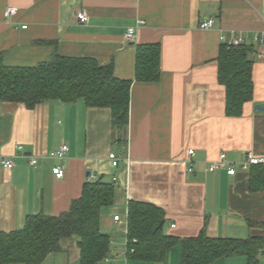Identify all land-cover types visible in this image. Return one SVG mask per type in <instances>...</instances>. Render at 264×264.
Masks as SVG:
<instances>
[{
  "label": "crops",
  "instance_id": "1",
  "mask_svg": "<svg viewBox=\"0 0 264 264\" xmlns=\"http://www.w3.org/2000/svg\"><path fill=\"white\" fill-rule=\"evenodd\" d=\"M7 7L18 10L11 20L4 17ZM81 12L88 23L78 19ZM207 19L214 26L203 30ZM138 20L146 24L128 42L125 35ZM256 35H264V0H0L6 66L35 67L58 54L113 64L116 78L133 81L129 124L120 132L113 130L109 109L82 101H49L34 109L0 102V153L14 163L10 170L0 167V230H21L31 215L59 216L81 197L85 183L102 179L115 184V193L113 205L100 212L101 233L111 238L110 255L100 264H182L181 240L197 237L205 222L211 239L264 237V228L256 226L264 224V190H251L252 168L238 166L235 176L208 170L221 153L236 164L248 153L264 158V112L256 109L264 107V46H256L253 100L241 117L226 115V89L218 79L221 39ZM149 44L161 47V78L140 83L137 46ZM63 144L69 146L66 159L52 158ZM189 149L195 151L193 172L187 171ZM112 153L118 167L109 159ZM58 166L65 167L63 179L53 174ZM132 200L165 211V234L180 240L165 262L130 258ZM61 246L43 264H79L77 240ZM215 264H247V258Z\"/></svg>",
  "mask_w": 264,
  "mask_h": 264
},
{
  "label": "trees",
  "instance_id": "2",
  "mask_svg": "<svg viewBox=\"0 0 264 264\" xmlns=\"http://www.w3.org/2000/svg\"><path fill=\"white\" fill-rule=\"evenodd\" d=\"M259 45H221L218 79L226 89V115H243L244 105L253 100L252 70ZM159 44L138 45L136 78L155 83L161 78ZM133 81L115 76L113 64L101 66L91 58H69L55 54L35 67H8L0 55V102L19 103L28 109L49 101L72 104L82 101L89 108L109 109L114 132L129 124ZM250 188L264 190V166L251 169ZM115 184L102 179L85 183L82 195L59 216L31 215L21 230H0V264H43L49 255L62 250L64 240L76 239L79 264H100L111 252V238L101 233L100 212L114 203ZM165 211L153 204L130 201L127 249L132 260L165 262L169 249L180 240L165 234L161 223ZM254 225V224H252ZM264 228V224L257 225ZM207 223L197 237L181 240L182 264H215L219 259L245 256L247 264H262L264 237L246 240L211 239ZM133 251V252H131Z\"/></svg>",
  "mask_w": 264,
  "mask_h": 264
},
{
  "label": "built area",
  "instance_id": "3",
  "mask_svg": "<svg viewBox=\"0 0 264 264\" xmlns=\"http://www.w3.org/2000/svg\"><path fill=\"white\" fill-rule=\"evenodd\" d=\"M18 13V10L14 7H7L4 11V17L6 20H11L13 17H15ZM78 19L82 24H86L89 21V17L86 12H81L78 14ZM145 21L143 20H138L137 24L135 27L128 29L125 39L128 42L134 43L136 40V31L138 28L145 26ZM214 26V20L213 19H207L200 24V28L203 30L211 29ZM23 29H26L27 26H23ZM221 42L227 46H241V45H252V44H258L264 46V35H256V36H249L248 38H237L233 40L227 41L225 38L221 39ZM18 150L23 151V147L19 146L17 147ZM69 152V146L66 144H63L59 147V149L56 152H53L51 154L52 158L57 159L59 161H63L66 159L67 155ZM195 151L194 149H189L188 151V158H187V163H189V167L187 168L188 172H193V167H192V156L194 155ZM109 159L112 161V165L114 167H118L120 163L119 157L112 153L109 155ZM30 164L32 166L37 165V160L36 159H31ZM240 167L242 170L246 171L249 170L250 168L254 166H264V158L262 157H257L253 153H248L246 156V159L239 163L236 164L234 162H230L228 160V157L226 153H221L219 155V158L217 161L211 163L209 167V172L211 173H216L217 171L221 169H226L228 175L230 176H235L237 173V167ZM0 167L3 169H13L14 168V163L11 159H8L4 155L0 153ZM53 174L58 178V179H63L65 177V167L64 166H58L53 169ZM116 181V179H114ZM116 221H119V217H115ZM176 225H172V228H175ZM133 252V251H131Z\"/></svg>",
  "mask_w": 264,
  "mask_h": 264
},
{
  "label": "water",
  "instance_id": "4",
  "mask_svg": "<svg viewBox=\"0 0 264 264\" xmlns=\"http://www.w3.org/2000/svg\"><path fill=\"white\" fill-rule=\"evenodd\" d=\"M256 109L259 110V111L264 112V107H261V106H259V105L256 106ZM87 176L89 177V176H90V173H88ZM164 224H165V221H163V222L161 223L160 227L163 228V227H164Z\"/></svg>",
  "mask_w": 264,
  "mask_h": 264
},
{
  "label": "rangeland",
  "instance_id": "5",
  "mask_svg": "<svg viewBox=\"0 0 264 264\" xmlns=\"http://www.w3.org/2000/svg\"><path fill=\"white\" fill-rule=\"evenodd\" d=\"M75 240V239H74ZM56 259H58V258H56ZM56 259L55 258H53V259H51V261H53V263L54 262H56ZM263 260H264V258H263ZM58 261V260H57ZM47 263V262H46ZM51 263V262H50ZM60 264V263H59Z\"/></svg>",
  "mask_w": 264,
  "mask_h": 264
}]
</instances>
